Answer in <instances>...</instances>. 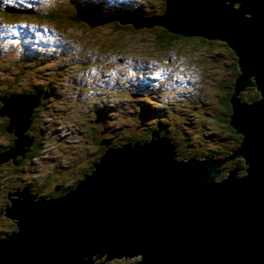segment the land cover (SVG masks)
Instances as JSON below:
<instances>
[{
  "label": "water",
  "instance_id": "95a60500",
  "mask_svg": "<svg viewBox=\"0 0 264 264\" xmlns=\"http://www.w3.org/2000/svg\"><path fill=\"white\" fill-rule=\"evenodd\" d=\"M241 2L232 9V2ZM163 16L122 17L135 28L154 24L182 34L224 41L239 58L240 76L230 99V125L244 135L225 159H174L173 145L157 132L147 143L110 148L76 188L37 199L27 188L8 193L4 213L18 229L0 237V264H96L141 255L140 264H264V0H166ZM254 76L259 100L236 98ZM11 148L0 163L23 157L34 95L1 97ZM242 155L223 181L216 168ZM98 264H103L98 263Z\"/></svg>",
  "mask_w": 264,
  "mask_h": 264
},
{
  "label": "rangeland",
  "instance_id": "374dc122",
  "mask_svg": "<svg viewBox=\"0 0 264 264\" xmlns=\"http://www.w3.org/2000/svg\"><path fill=\"white\" fill-rule=\"evenodd\" d=\"M8 1V6L14 8L13 12L30 13L28 9L35 6L38 12L34 13L42 18L29 17L19 22L14 21L17 17H13L11 29L4 28L0 23V63L6 65L3 69L4 86L10 85L14 90H19L28 84L43 82L50 66L56 65L61 66L58 70L68 80L66 85L47 90L46 110L40 116L34 114V123L39 122L38 127L44 130L39 133L46 135L45 141L41 139V155L44 159L41 157L40 162L44 160L46 179L52 177V185L64 183L70 178L76 183L80 182L84 178L81 175L84 172L79 171L83 170L82 166L86 168L101 155L90 138L82 142L84 135H88L90 121L96 113L94 107L97 106V111L103 112L96 120L103 139H111L109 129L114 133L119 131L120 135H128L130 116L140 112L141 94L134 91V85L151 87L152 82L147 78L158 74H166L165 82H161V88L155 89V93L145 96L153 97L154 102L162 101L163 107L187 108L186 114L190 116L183 118L189 117L190 121L188 124L183 123L185 131L193 132L202 143L212 146L210 131L217 128L208 119L213 118L217 110L215 103L218 89L215 88L226 70L220 59L209 56L215 54L212 53L214 50L207 48L208 56L202 57L196 45L188 48L187 43L160 48L153 43L151 34L144 29L131 31L134 29L127 25L128 22L114 25L103 19L104 23L97 21L96 24L87 23L83 27L64 23L62 28H56L43 19L46 14L41 8L69 10L67 0H39L40 3L35 4L30 0ZM72 1L78 7L95 9L99 14L108 15L112 12L128 13V7L145 12L151 9L149 2L154 4V0ZM56 20L63 18L58 16ZM215 48L229 52L225 47L216 45ZM3 50L6 52L3 53ZM38 58H41L38 63H45L41 71L27 69V65L32 69L37 67L38 63L34 61ZM184 102L197 108L186 107ZM175 111L178 109L175 108ZM191 113L196 116H191ZM175 114L171 113L175 121H181L182 116L177 115V112ZM122 126L125 128L122 129ZM32 133L41 136L38 131ZM0 140L4 141L1 137ZM64 171L65 174L62 173ZM3 172L4 169H1L0 186L4 180L1 177ZM0 228L7 229V226L1 224ZM141 258V255H134L107 259V254H104L100 259H95L98 263L107 261L105 264H140Z\"/></svg>",
  "mask_w": 264,
  "mask_h": 264
},
{
  "label": "trees",
  "instance_id": "16d2710c",
  "mask_svg": "<svg viewBox=\"0 0 264 264\" xmlns=\"http://www.w3.org/2000/svg\"><path fill=\"white\" fill-rule=\"evenodd\" d=\"M30 1L33 2L34 4L40 3L39 0H30ZM147 1L149 2V0ZM67 3L69 10L56 9L51 11L47 9L44 10L43 8H41L46 14V17H43V19H45L48 24L49 23L53 24L54 27L56 28H62L64 26V23H68L71 25H80L82 27L87 25V23L96 24L97 21L104 23L103 19H106L107 23H111L115 25V24H119L120 18L124 16L139 17V18H151V17L163 16L167 8L166 0H154V4H150L149 2L151 9L145 12H141L132 7H128L129 10L128 13L112 12L108 15V14H99L98 11L95 9H85L84 7L81 6L78 7L72 0H67ZM8 4H9L8 0H0V18H3L2 20H0V23L4 28L9 27L11 29L12 23L14 21H19V20H20L19 22L26 21V18L29 17L42 18L41 16H39V14L34 13V11L38 12L35 10V6L32 8L30 7L28 9L30 13L22 12V11L13 12L12 9L14 8L9 7ZM232 4L234 5L235 8H239L240 7L239 4H241V2L235 1ZM31 12L33 13L31 14ZM58 16L62 17L63 20H59V21L56 20ZM13 17H17L16 20L12 21ZM127 25H130V27L134 29L131 30L133 32H137L140 31L141 29H144L148 34H151L153 43L160 48H171V47H175L174 44L187 43L186 46L188 48H191L192 46L196 45L198 47L197 50H200L201 54H203L202 57L208 56L207 48H209L210 51L214 50L212 53L215 54L214 55L210 54L209 56H212L213 58L216 59H220L222 61V67L225 66L226 70L223 76L220 78L219 82L216 84V88H215L218 89V93H217L218 100L215 103L217 110L216 112H214L215 114L213 115V118L208 119V121L211 122L212 126L214 125L217 128V129L212 128L210 131L211 132L210 142L212 143V146H207L205 143H202L201 140H199L200 137L194 136L193 132L191 133L189 130L188 132L185 131V125L183 127V123L188 124V122L190 121L189 117L183 118V116H190V114L189 115L186 114L188 112L187 108L183 107L182 109L179 108L178 106L163 107L162 101L154 102L152 101L153 97L145 96L149 93H155L156 92L155 89L161 88V82H165L164 79L166 78V74H158L157 76H152L151 78H147L152 82L151 87H139L138 85H134L136 87L134 91L141 94V98L139 99L140 112H137V115L130 116V120L128 121V126H127L128 135L125 134L120 135L119 131L114 133L112 132L111 129L108 128L114 148L120 147L127 143H144V142L147 143L149 142V140H151V134L153 132H157L161 137H163L173 145L175 149L174 159L176 161L184 162L190 159L221 160L232 155L235 152V150L240 147L244 139V135L240 132H237L230 125V119L231 116L233 115V106L230 102V99L234 94V87L236 83L235 78L238 75L240 76L241 73L239 68V58L237 57V54L234 52V50L230 48L228 44L224 41H220L217 39H207L197 36H194L192 38H185L183 37L182 34L174 33L168 30L165 26L158 24H154L150 27L142 26L138 28H135L132 22H128ZM125 31H129V30H125ZM216 45L223 48L225 47L229 52H226V50L222 51L221 49H216L215 48ZM5 52L6 50H3V53ZM200 59L202 58L200 57ZM34 62L36 63L41 62V58H38ZM44 65L45 63L43 64L38 63V66L35 67L34 69H32L30 65H27V69H30L32 71L34 70L41 71ZM5 67H6L5 64L0 63V98L11 95H18V94L34 95L38 100V105L34 108L33 115L35 113H37V115H40L43 110L44 111L46 110L45 97H46V93H48L47 90L50 91L53 88L54 89L58 88V86L66 85V82L68 81L67 76H64L61 73L62 71L60 72L58 70V68H61V66L56 65L54 67L50 66L51 67L50 69L47 68L48 69V72L46 74L48 75L46 76V80L48 81L47 84H46V80H44L43 82L28 84L24 87V89L14 90L13 86L10 85L4 86L5 77H4L3 69ZM16 77L18 80H20L18 76ZM179 80L182 81L180 76H179ZM190 81H192V79H190ZM249 81L250 84L247 85L244 90L239 91L236 94V98L242 103H253L259 100L261 97V92L256 86L255 78L249 77ZM24 90L29 92H26ZM203 90H205V86ZM142 96L145 97L142 98ZM183 104L187 105L186 107H189L191 109L197 108L194 105L188 104V102H184ZM1 106L2 104L0 102V109L3 107ZM175 108H177L178 111H175ZM97 109H98L97 106H95L94 112L96 113L93 116L94 118H92V120L90 121L88 134H89V138L95 143L97 151L101 155H103L104 146L103 144H101V142L103 143L106 139H103V136L101 135L102 133L101 128L96 122L97 118L101 116L103 112L97 111ZM170 112L174 116L176 115L175 113L177 112V115L182 116V120L175 121L174 116L172 117ZM191 116H196V115L194 113H191ZM102 118L105 120L104 116ZM8 124H9L8 116H4V115L0 116V137L4 139V142L8 140L7 137L8 132L6 130ZM124 128L125 126L122 129ZM27 129L28 132L31 131L29 126ZM38 130L40 133L44 132V130H41L39 127ZM28 132L25 131L24 136L29 137L30 134L28 135ZM44 135L45 133L42 134V136ZM9 137H10V141L7 144L2 143V145H0V147L3 149L0 152L6 151L7 149L12 147L13 142L15 141V135L12 133V135H10ZM38 139H39V141H37L38 147L42 153V148H43L42 146L43 142H41L42 137L39 136ZM31 157L32 155L30 156V158ZM95 161L96 160H93L88 164V166L84 169V174L90 175L94 171L93 164ZM17 162H19L17 166H12L10 163L3 162L5 164L2 163L3 165L1 164L2 166L0 167V170L4 169V172L1 176L4 180L1 179L3 181V184L2 186H0L1 212H4L3 208L7 207L10 204L9 200H7L6 197L7 193L10 192L14 186L24 184L22 181V177L20 175H16L19 173L20 169H22V163L20 164L21 158ZM233 168H236L237 176L246 175L247 165L242 155L236 156L221 163L216 168V171H221V173L215 178V181L216 182L223 181L228 171ZM76 186L77 183L76 184L74 183V185L69 190L65 191L63 194L59 196L65 195L67 192L73 190ZM57 197L58 196L51 198H57ZM12 222L14 224L11 230H15L16 229L15 222L14 221ZM95 263L98 264L97 261H95Z\"/></svg>",
  "mask_w": 264,
  "mask_h": 264
},
{
  "label": "flooded vegetation",
  "instance_id": "af4514ba",
  "mask_svg": "<svg viewBox=\"0 0 264 264\" xmlns=\"http://www.w3.org/2000/svg\"><path fill=\"white\" fill-rule=\"evenodd\" d=\"M38 124H39V122H37L36 124L34 123V116H33V123H32L31 128H30L32 132L38 131V133H39V130L36 128V127H38ZM26 131L28 132V129H26ZM31 131L28 132V135L30 134L29 137L32 138L30 146L28 147L26 153H24L23 157L18 156L15 159L16 161H18L21 158L20 164L22 163V169H20L19 173L16 175H20L22 177V181L24 184L14 186L13 189H20L21 190V189L27 188L28 191L30 192V194L36 195L37 199H46V198L59 196V195L63 194L65 191L69 190L74 185V183L76 184L77 181H74L70 178L69 180H67L64 183H58L56 185L55 184L52 185V183L54 182V181H52V177H50L48 180L46 179V164L43 163L44 160L42 163L40 162V161H42L43 155H41L42 153H41V151L38 147V143H37V141H39V139H38L39 136L38 135L34 136V134ZM10 135H12V133H8V136H7L8 140L5 142L0 140V145H2V143L7 144L10 141V137H9ZM41 137L43 138L44 141L46 140V135L42 136V134H41ZM87 138H89V134L84 135L82 142L85 143V141H87ZM108 140H111V139H108ZM108 140H105V141H108ZM111 143H112V140H111ZM1 150H3V149L0 147V151ZM105 150H106V146H104V151ZM104 151H103V153H104ZM31 155H32V157L30 158ZM6 163H10L12 166H17L19 164V162H18V164L14 165L11 160L6 161ZM3 164H5V163H3ZM2 165H0V167ZM81 169H83V170H79V171L83 173L84 169H85L84 166H82ZM12 172H10V173H12ZM62 173L65 174V171ZM81 175L84 177V175H86V174H81ZM57 188H58V190H56ZM13 189L10 192H13ZM10 192H8V193H10ZM8 193L6 195L7 200H9ZM5 208L6 207L3 208V211L5 210ZM9 218L10 217H7L4 212L0 211V225L6 224V226H7V229L0 228V237H5L7 235H10L11 233L16 232L18 229V227L15 223L16 229L11 230L13 228V224H14L12 221H14V220L11 218L9 219Z\"/></svg>",
  "mask_w": 264,
  "mask_h": 264
},
{
  "label": "bare ground",
  "instance_id": "6f19581e",
  "mask_svg": "<svg viewBox=\"0 0 264 264\" xmlns=\"http://www.w3.org/2000/svg\"><path fill=\"white\" fill-rule=\"evenodd\" d=\"M102 3H104V2H102ZM222 3H225V4H229V0H222ZM233 3V2H232ZM105 5V4H104ZM231 8L232 9H238V8H235L234 7V5L232 4V6H231ZM251 77H254V76H251ZM18 95H28V94H18ZM33 112H34V107L32 108V110H31V120H30V123H29V127L31 128V125H32V123H33ZM150 141V140H149ZM145 143V142H144ZM104 146H106V151L108 150V149H110V148H114V146H112V143H111V140H108V141H104L103 143H102ZM105 151V152H106ZM104 152V153H105ZM103 153V154H104ZM9 160H12L11 158L9 159ZM9 160H4V161H2L1 163H0V165L3 163V162H6V161H9ZM84 179V178H83ZM83 179L80 181V182H78L77 184H80L82 181H83ZM217 180V179H216ZM12 219V218H11ZM107 262V261H106ZM105 262V263H106ZM105 263H103V264H105Z\"/></svg>",
  "mask_w": 264,
  "mask_h": 264
}]
</instances>
